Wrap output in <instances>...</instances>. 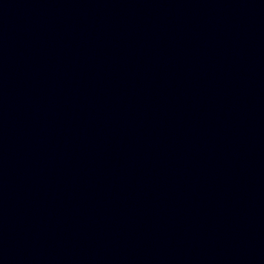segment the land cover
Instances as JSON below:
<instances>
[{
    "label": "water",
    "instance_id": "95a60500",
    "mask_svg": "<svg viewBox=\"0 0 264 264\" xmlns=\"http://www.w3.org/2000/svg\"><path fill=\"white\" fill-rule=\"evenodd\" d=\"M0 264H264V0H0Z\"/></svg>",
    "mask_w": 264,
    "mask_h": 264
}]
</instances>
